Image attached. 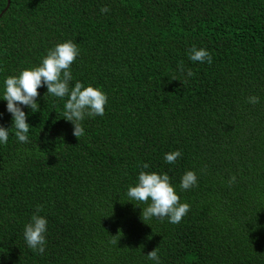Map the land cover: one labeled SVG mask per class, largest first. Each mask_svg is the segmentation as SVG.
Wrapping results in <instances>:
<instances>
[{
    "label": "trees",
    "instance_id": "obj_1",
    "mask_svg": "<svg viewBox=\"0 0 264 264\" xmlns=\"http://www.w3.org/2000/svg\"><path fill=\"white\" fill-rule=\"evenodd\" d=\"M68 40L79 48L69 87L102 90L105 113L86 116L77 139L68 97L43 86L39 111L20 106L29 142L10 130L0 143V264H156L146 256L156 248L161 264H264V0H11L0 126L12 128L6 77ZM192 46L213 62L191 61ZM142 170L167 174L190 205L180 223L142 221L147 205L126 195ZM187 171L197 186L181 190ZM37 206L43 255L23 235Z\"/></svg>",
    "mask_w": 264,
    "mask_h": 264
},
{
    "label": "clouds",
    "instance_id": "obj_2",
    "mask_svg": "<svg viewBox=\"0 0 264 264\" xmlns=\"http://www.w3.org/2000/svg\"><path fill=\"white\" fill-rule=\"evenodd\" d=\"M110 9L102 7L101 13H107ZM79 55V48L71 40L59 43L42 58L39 66L21 70L18 75H11L4 80L3 100L7 102V111L12 115V128L5 129L0 126V143H7L9 131L14 130L16 139L21 143H28V133L30 125L26 122L27 116L21 109V105L35 113L39 111L37 97L38 89L46 86L47 94L58 98L68 97L64 104L63 115L65 120L73 125V135L78 139L84 135V129L81 122L85 117L103 116L105 106L108 101L107 95L91 85L85 87L77 81L74 87H69V82L73 79L71 65ZM189 59L193 62L208 64L213 62L210 53L203 49H197L192 46L188 53ZM180 71L183 72V62H181ZM187 75L191 77L193 72L188 70ZM248 103H259V97L251 96ZM182 154L180 151L166 153L164 159L167 163L173 164ZM149 165L145 163L144 169ZM236 180L232 176L229 180L231 186ZM197 186V176L193 171H187L181 178V190H189ZM126 195L130 200L146 204L147 207L142 209V221L153 217L158 219H168L169 223L178 224L190 210V205L181 203L180 197L176 194L174 187L170 183L167 174H157L140 171L138 182L135 186H130ZM42 211L37 206L35 214L32 215L31 221L24 227V239L27 246L39 255L45 253L47 230V220L39 215ZM116 237V236H115ZM114 237V238H115ZM115 239L112 243H116ZM149 260L156 264H161L158 255V248L152 250L147 255Z\"/></svg>",
    "mask_w": 264,
    "mask_h": 264
},
{
    "label": "water",
    "instance_id": "obj_3",
    "mask_svg": "<svg viewBox=\"0 0 264 264\" xmlns=\"http://www.w3.org/2000/svg\"><path fill=\"white\" fill-rule=\"evenodd\" d=\"M10 3H11V0H7V6L5 7V9L2 11V13L0 14V19L2 18L3 14L6 13V11L9 9L10 7Z\"/></svg>",
    "mask_w": 264,
    "mask_h": 264
}]
</instances>
